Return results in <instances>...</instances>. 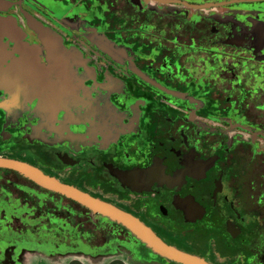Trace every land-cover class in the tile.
Listing matches in <instances>:
<instances>
[{
    "label": "flooded vegetation",
    "instance_id": "flooded-vegetation-1",
    "mask_svg": "<svg viewBox=\"0 0 264 264\" xmlns=\"http://www.w3.org/2000/svg\"><path fill=\"white\" fill-rule=\"evenodd\" d=\"M0 158L206 264H264V0H0ZM25 259L179 264L0 168V264Z\"/></svg>",
    "mask_w": 264,
    "mask_h": 264
},
{
    "label": "water",
    "instance_id": "water-1",
    "mask_svg": "<svg viewBox=\"0 0 264 264\" xmlns=\"http://www.w3.org/2000/svg\"><path fill=\"white\" fill-rule=\"evenodd\" d=\"M0 168L14 171L44 189L65 196L66 198H69L84 207L97 211L107 216L109 219L120 223L134 233L139 240L150 247L156 255L179 264H206L196 257L181 253L176 249L166 246L151 232H149V230L126 214L98 202L72 187L63 185L53 178L43 175L40 171L29 165L14 160L0 158Z\"/></svg>",
    "mask_w": 264,
    "mask_h": 264
},
{
    "label": "rangeland",
    "instance_id": "rangeland-1",
    "mask_svg": "<svg viewBox=\"0 0 264 264\" xmlns=\"http://www.w3.org/2000/svg\"><path fill=\"white\" fill-rule=\"evenodd\" d=\"M84 256L87 257V259H88L87 261H90L93 263V256H91L89 254H85ZM27 259H25L22 264H36V263H31L32 261H27Z\"/></svg>",
    "mask_w": 264,
    "mask_h": 264
}]
</instances>
